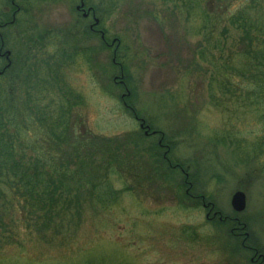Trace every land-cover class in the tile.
<instances>
[{"label":"rangeland","instance_id":"1","mask_svg":"<svg viewBox=\"0 0 264 264\" xmlns=\"http://www.w3.org/2000/svg\"><path fill=\"white\" fill-rule=\"evenodd\" d=\"M82 1L105 41L88 37L93 19L75 11L80 0H14L15 8L0 0V47L16 65V79L0 84V103L15 110L0 137L16 143V160L26 167L18 179L0 168V264H84L87 256L90 264H250V254L227 244L233 230L250 234L264 255V83L251 81L264 65V0ZM241 14L253 19L238 29L229 19ZM55 76L60 99L80 104L68 142L101 140L83 164L61 151L67 163L60 166H83L86 181L94 175L110 196V208L100 211L82 192L86 202L67 223L65 241L47 240L45 205L24 209L21 182L49 180L40 153L46 146L33 140L39 130L26 128L34 119L25 116L23 86H45ZM49 91L43 109L56 98ZM165 154L177 173H169ZM237 192L246 198L241 214L230 205ZM204 206L230 226L207 221ZM234 220L246 230L237 231Z\"/></svg>","mask_w":264,"mask_h":264},{"label":"trees","instance_id":"2","mask_svg":"<svg viewBox=\"0 0 264 264\" xmlns=\"http://www.w3.org/2000/svg\"><path fill=\"white\" fill-rule=\"evenodd\" d=\"M12 2V4H14V0H12ZM12 7L15 8L14 5H12ZM15 17L16 16H14L13 19L11 18L12 21L14 20V23H16ZM235 18L236 19L233 21V17L231 16L229 21L230 23L236 21L235 23L238 24V29L246 28L247 24H250V22L252 23L253 19V17L250 16L246 20L244 14L236 16ZM258 19L264 22V17H259ZM12 24L13 23H11L10 25L12 26ZM3 26L4 25L2 24L0 29H2ZM249 29H252V27L249 26ZM244 34H246V36H249L250 33L249 31H245ZM258 46L261 47L260 44H258ZM254 59L255 62L259 60L256 57H254ZM254 68L255 70L252 76L253 79H251V81L258 84V87H262L264 83V65L259 69L257 68V66H255ZM14 69L16 71V65L13 66L12 69H6L3 75L0 76V84L5 81H7V83L12 81V71ZM31 85L32 84L26 83L23 86L25 89H27V93L25 95V102L27 103L24 104V112L26 113L25 116L27 115L28 117H30V119H34L32 121H29L28 125L26 123V128H28L30 131H35L32 127H30L32 125L33 127L36 126V129L39 130V134L37 133L33 140L35 141V144L39 145V147L37 148L41 150H43V146H46V151L40 153H45L47 156L45 167L48 170L47 174H49V180L40 186L41 180H39V176L37 177V181H35L34 184L26 181V178H22V185L24 187L26 186L28 192L23 201L24 209L29 208V210H34L36 203L37 205L39 204L41 208L43 207V205H45L46 213L44 214L42 219L44 220L43 225L45 232L47 233V240L54 241L57 238H62V240L65 241L70 237V231H67V223L71 224L73 223L75 217H79L81 212L80 206H82L83 201L86 202L83 199L81 193L83 192L87 197V200H89L93 205L97 206L99 208L97 209L100 211L110 208L109 206H107L110 200V196L108 194H104L106 190L102 187L99 189V180L96 179L94 175L91 180L86 181L85 168L83 166H72L75 168V170H71L72 167L70 169H68L67 166L61 167V162L63 164H66L67 162L63 158H60L59 155H61V151L65 154L67 152H71L72 156H70V158L72 160L76 159L77 161H79L77 163L83 164L85 160L83 158V155L86 156L91 144L98 141L99 139L88 137L89 140H85L83 138L78 139V136H72L73 142H68V129L70 127H74L73 123H70L72 122L71 114L73 112V108L78 107L80 104L78 103V100L69 99L66 94H63L64 96L62 97V99H60L56 88H59L61 86L59 85L56 76L54 80L52 79L47 84H44L45 86ZM48 86H50L52 90H54L55 88V92L49 91L47 88ZM48 91L51 96H54L57 99L54 98V100L50 102V107H46L43 109L42 106H39V103L46 102ZM13 101L15 102V100ZM16 103L17 102H15L14 104L16 105ZM29 104L30 106H28ZM32 104L38 105V107L36 108L37 111L34 110ZM14 114V108H11L9 105L4 106V104L0 103V130H7L9 129V127H11V123L14 121ZM31 115H33V117H31ZM42 129L45 130L44 133H42ZM71 135H73V133H71ZM15 147V142H11L10 140L7 141V139L4 140L2 137H0V168H7L12 170L14 176H17L18 179L20 175H24L22 169H26V167L19 164L16 160L18 149H16ZM30 147L35 148L34 145ZM63 147H65L67 150ZM32 148H28L27 150L31 152ZM34 153L36 154L35 150ZM22 159H24V157H22ZM35 159L36 162L39 163L38 161L40 160V158L37 157L34 158V160ZM165 159L168 164L161 159L160 162L163 161V163H165V166L167 167L169 173H177L170 168L168 160L169 157L167 159V154H165ZM54 177L61 179L63 182H56ZM161 177L163 176L160 174L159 178ZM18 182H20V180H18ZM88 186H91V189H87V191H84L86 190V188H88ZM40 190L42 191V195H40V192H38ZM18 203H20V201ZM58 207L59 209H61L60 212H57ZM72 212H74V214H72ZM33 219H28L27 217L28 221H25L27 224H31L30 220ZM230 224L231 223L229 221L222 222L224 228L230 226ZM2 233H5L6 235V231L3 230V232L0 233V239H3L5 237V235ZM230 238H232L231 234ZM91 260V257L87 256L86 260L83 263L90 264Z\"/></svg>","mask_w":264,"mask_h":264},{"label":"flooded vegetation","instance_id":"3","mask_svg":"<svg viewBox=\"0 0 264 264\" xmlns=\"http://www.w3.org/2000/svg\"><path fill=\"white\" fill-rule=\"evenodd\" d=\"M13 5V4H12ZM75 11L81 16L83 21H87L89 20V18L93 19V25H91L90 27H88V37L90 38V36L94 35L96 36V34L100 35V39L101 41H105V36L103 32H100L97 30L96 27H98L99 23L98 21L95 19V14L93 12L92 9L90 8H86L84 2L82 0H80L79 6H77L75 8ZM115 41H113L112 44H114ZM3 47H0V62L4 60L5 63H7L5 65V67H3L2 69H0V76L3 75V73L6 71V69H12L13 66H15V64L12 63V54L11 52H5L4 49H2ZM13 73V77L12 79H15V73L14 70L12 71ZM142 129H146L145 127ZM148 133L145 135V137L148 136H153L154 134L152 132H150L149 130ZM213 208V207H212ZM211 207L209 206H204L203 210L206 213V220L209 222L212 221H217V222H224V221H228L227 218H223L221 217L222 215L216 211H214ZM231 219H229L230 221ZM233 221V220H232ZM236 223V226L239 227V229L237 231H245L246 230V225H242L240 223H238L237 220H234ZM236 230L231 232L232 235V240L231 243H227L230 245V247H235V245L237 246V249H235V252L237 253H241L243 251V253H248L251 255V259L249 260L250 264H264V255L263 252L259 251L256 247H257V242L256 240H252V238H250V234H237ZM234 233V234H233ZM235 244V245H234ZM236 248V247H235Z\"/></svg>","mask_w":264,"mask_h":264},{"label":"water","instance_id":"4","mask_svg":"<svg viewBox=\"0 0 264 264\" xmlns=\"http://www.w3.org/2000/svg\"><path fill=\"white\" fill-rule=\"evenodd\" d=\"M231 208L236 213H242L246 207L245 195L241 192L235 193L230 202Z\"/></svg>","mask_w":264,"mask_h":264}]
</instances>
